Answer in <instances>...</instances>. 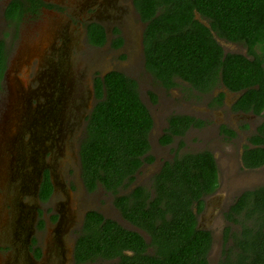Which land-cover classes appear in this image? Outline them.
<instances>
[{"label":"trees","instance_id":"16d2710c","mask_svg":"<svg viewBox=\"0 0 264 264\" xmlns=\"http://www.w3.org/2000/svg\"><path fill=\"white\" fill-rule=\"evenodd\" d=\"M134 4L146 23V67L157 80L171 88L180 78L202 93L224 83L231 90H244L239 99L242 109L264 114V0H134ZM25 5L23 0H12L6 15L21 17ZM217 37L244 45L252 57L226 53ZM88 40L105 45L104 26L88 25ZM123 42L119 36L112 45ZM7 57L2 40L0 88ZM94 94L96 103L80 144L84 184L89 192L102 186L114 193L122 215L149 239L90 210L76 242L77 264L101 259H117L108 264H210L213 233L198 222L206 209V197L220 186L213 152L180 153L185 146L181 140L175 158L164 163L152 188L137 185L120 194L135 182L144 163L153 160L147 155L153 117L138 81L125 72L112 70L98 76ZM150 95L157 101L154 92ZM192 123L202 125L194 117L174 115L162 142H169L170 133L184 135ZM251 142L254 146H246L243 152L244 166H264V122ZM52 192L47 172L41 199L48 200ZM226 218L239 228H226L218 264H264V186L244 191L229 207Z\"/></svg>","mask_w":264,"mask_h":264},{"label":"rangeland","instance_id":"374dc122","mask_svg":"<svg viewBox=\"0 0 264 264\" xmlns=\"http://www.w3.org/2000/svg\"><path fill=\"white\" fill-rule=\"evenodd\" d=\"M49 1L54 5L53 18L57 19L56 23H32L26 18L16 29L6 25L0 2V36L3 33L8 35L6 39L10 60L25 66L28 60L37 55L38 59L31 66L39 69L38 83L23 84V90H19V78L29 82L32 74L19 76L12 72L11 78L7 80L12 86L8 85L12 102L9 103L11 111L5 121L0 114V228L8 236L9 232L14 235L20 231L29 241L37 237L45 252L42 259L37 258L35 252V255L32 253V242L24 241L23 246L16 245L15 252L11 249V257H16L17 254L20 264H47L49 261L55 264L54 255L51 253L53 237L50 241L55 226L50 222L51 210L52 214L61 216L57 226L63 231L62 249L68 248L71 251L85 214L90 209L102 212L126 228H137L115 205L114 193L102 186L89 192L82 177L80 144L86 135L87 117L96 103L93 91L94 75L96 72L104 75L117 69L138 79L141 97L156 117L150 134V153L155 156V162L145 164L135 182L129 188L120 190V194L130 192L138 184L151 188L154 173L161 168L164 161L174 157L178 140L170 145L160 142L171 114L188 113L209 122L204 128L191 129L186 134L185 146L180 153L210 150L216 156L220 186L215 194L207 198V207L200 218V226L213 233L214 243L209 261L210 264H218L223 257L224 232L228 225H233L226 218V212L244 191L264 186V167L249 169L244 167L242 161L248 137L255 132L264 116L232 114L227 108L210 109L206 103L211 95L198 92L193 96V93H189L192 91L189 84L182 81L178 87L166 90L145 67L142 38L145 24L140 19L133 0H127L129 16L123 25L113 24L109 19L113 11H119L125 0H87L86 4L81 0ZM94 1L101 3L104 8L102 17L108 19L104 25L108 38L103 47L91 44L84 25L78 22L84 4H93V10L96 11ZM97 14L102 15L99 8ZM114 25L120 27L125 39L122 48H115L111 44L115 37ZM39 34L40 38H36ZM218 40L226 51L248 54L247 48L242 44L220 37ZM61 58L63 66L57 63ZM60 67L64 71L61 72ZM63 73L66 74V80L61 85L57 78ZM221 89L215 90L213 95ZM6 91L3 89L0 92V102L3 99L1 97H7ZM152 91L159 98L156 104L151 99ZM189 95H192L191 98ZM222 122L236 128L237 135H224L220 130ZM24 150L29 151L34 164L26 162V166L23 163L26 159L22 158L21 151ZM42 166L51 167L56 187L50 204L41 203L36 195L38 185L34 177L36 174L38 176L39 167ZM25 173L30 174L27 176L30 180L25 179ZM39 210H44L46 227L41 234H36ZM139 231L149 239L144 231ZM2 244L6 248L0 251V257H8V240L2 239ZM59 261L63 263L62 255ZM106 263L107 261L102 260L95 264ZM67 264H74L72 252Z\"/></svg>","mask_w":264,"mask_h":264},{"label":"flooded vegetation","instance_id":"af4514ba","mask_svg":"<svg viewBox=\"0 0 264 264\" xmlns=\"http://www.w3.org/2000/svg\"><path fill=\"white\" fill-rule=\"evenodd\" d=\"M12 0H0L1 4H2V12H3V16H4V19H5V22H6V25L8 27L10 26H13L15 29L16 27L18 26V24L23 20V19H26V18H29L31 20L32 23H47V24H51V23H56L57 19H54L53 16H54V12H53V8H54V5L51 4V2L49 0H38V1H35V0H23L25 1V9L26 11L23 13V15L21 17H17V18H11V17H8L6 14H7V8L9 6V4L11 3ZM85 1L87 0H81L82 3H84ZM134 1V0H133ZM127 0H125L121 6V8L119 9V11H113L112 12V16L111 18L109 19V21L111 20V23L113 24H121L123 25L124 22L127 21V18L129 16V5L127 4ZM94 5H95V10H93V4H84V7H83V10L81 11L80 15L78 16V22L79 24L81 25H84V29H85V32H86V35L88 37V25H91V24H95V23H98V24H101V25H105L106 22H107V17H102L104 16L103 15V10L104 8H102V5L100 2L98 1H94L93 2ZM125 3V4H124ZM135 6V4H134ZM30 7V8H29ZM60 8V6H58ZM98 8L100 9V11L102 12V15L99 16L97 14V11H98ZM29 9V10H28ZM135 9L136 11L138 12L136 6H135ZM139 13V12H138ZM47 14V15H45ZM139 16H140V19L142 20V17H141V14L139 13ZM98 17L100 19H98ZM142 22L145 24V29H146V23L142 20ZM115 26V25H114ZM105 28V26H104ZM118 29L120 30V33H115L114 31ZM145 29H144V32H145ZM106 30V28H105ZM113 33L115 35V37L113 38V40L111 41V44L112 42L117 39V37H122V31L120 29L119 26H115L113 27ZM106 34H107V30H106ZM6 36H8L6 33H3V36L1 35L0 36V41H4L5 44H6V48H8V41L6 39ZM36 38H40V34L36 37ZM107 38H108V34H107ZM143 51H144V63H145V67H146V55H145V44H144V33H143ZM124 39V38H123ZM218 39V37H217ZM219 41V40H218ZM220 42V41H219ZM124 43H125V39H124V42L122 45L118 46V47H115V48H122L124 46ZM221 43V42H220ZM94 46H97V45H94ZM105 46V45H103ZM103 46H99V47H103ZM224 51L226 53H238V54H243L245 56H249V57H252L249 53L248 54H244V53H241V52H230V51H226L225 48H224ZM7 54H8V51H7ZM35 59H38L37 55L35 57H33L32 59L28 60L26 65L23 66L21 64H16L14 61L12 62L10 60V57L8 56L7 57V68L5 70V74H4V77L1 81V88H0V92L3 91V89L6 91L7 93V97L3 96L1 98H3L0 102V114L3 118V121H5L7 118V116L9 115V112L11 111L9 109V103L12 102V98L8 92V88L9 87H12L10 86V82L7 83V80L8 78L10 77L11 78V73L12 72H15L17 75L21 76V75H27V74H32L29 78V82H27L28 80L26 79H23V78H19V81L17 82L18 83V87H20L19 90H23V84H29V83H35L37 82L38 83V77H37V74L39 72V69L38 68H34L31 66V63L33 61H35ZM11 61V62H10ZM57 63H59V66H63V60L61 58V60L57 61ZM40 64L37 66L39 67ZM61 68V67H60ZM147 69V67H146ZM113 70H117V69H113ZM60 71H64L62 68L60 69ZM112 71V70H110ZM108 71V72H110ZM121 71V70H119ZM107 72V73H108ZM123 72V71H122ZM107 73H105L104 75H101L100 73L96 72L95 75H94V79H93V88H94V84H95V79L99 76V77H104ZM137 81L138 79L135 78ZM66 80V74L64 75V73L57 78V81L59 84L63 85L64 82ZM159 81V80H158ZM175 81L178 82V85L177 86H174V87H171V88H168L166 87L164 84H162L160 81V83L162 84V86L166 89V90H172L174 89L175 87H178L180 85V81L186 83V84H189L187 83L186 81H183L182 79L180 78H176ZM139 83V81H138ZM9 85V87H8ZM221 85V87H219ZM218 86H216L213 90H211L210 92H206V93H202L200 91H198L197 89L193 88L190 84H189V89L192 90L190 91L189 93L190 94H194L193 96H196V93H200V94H203V95H208L210 94L211 95V98L207 101L206 105L208 106V108L210 109H213V110H218V109H224V108H227V110L229 112H231L232 114H253L255 116H264L263 113L261 114H257L253 111H246L244 109H242L239 105V99L241 98L242 94H243V91L244 90H240V91H235V90H231L227 85H225L224 83L220 84ZM139 87H140V83H139ZM222 88V89H221ZM217 89H221L217 92L216 95H213L214 91L217 90ZM153 92V91H152ZM155 93V92H154ZM156 94V93H155ZM157 96V101H154L152 99V101L156 104L157 102H159V98H158V95ZM192 95H189V97L191 98ZM95 97V95H94ZM95 100H96V97H95ZM144 101V100H143ZM96 102V101H95ZM146 104V103H145ZM147 105V104H146ZM158 105V104H157ZM147 107L149 108V106L147 105ZM150 110V108H149ZM151 112V110H150ZM152 114V117H153V121L154 123H156V117L154 116V114L151 112ZM174 115H188V116H191V117H194L198 120L201 121L202 125H195L194 123H192L186 130H185V134L184 135H179V134H176V133H170L171 134V137H170V140L169 142L167 143H163L162 142V139L165 137L166 135V132L168 130V128H170V123H171V118L174 116ZM264 122L261 121L258 125H257V128L255 130L254 133H251L248 137V144H246V146L248 147H253L254 145L252 144L251 142V138L256 135V134H259V129H260V126L261 124ZM209 124V122L206 120V119H203V118H200V117H197L195 115H192V114H188V113H174V114H171L168 118V124L163 132V134L161 135L160 137V142L163 144V145H170L172 144L175 140H178V147L177 149L175 150V155L172 159L175 158L176 156V152L178 151L179 149V144H180V141L184 140V137L186 136V134L191 130V129H195V128H204L205 126H207ZM153 128H154V125H153ZM153 128L151 130V132L153 131ZM220 130L223 132L224 135H227L228 137H235L237 135V132H236V128H233V127H230L227 122H222L220 123ZM150 132V134H151ZM150 134H149V142H150V146H151V140H150ZM244 146V150H245V147ZM151 149V147H150ZM243 150V152H244ZM204 151V150H202ZM210 151V150H209ZM22 152V158L23 159H26V161H23V163L27 166V163L28 162L30 165L34 164V160L31 158V155L29 154V151L28 150H24V151H21ZM212 152V151H211ZM214 154V153H213ZM147 155L149 156H152L153 157V160L150 161V162H145V164H153L155 162V156L152 155L150 153V150L149 152L147 153ZM215 156V154H214ZM242 156H243V153H242ZM216 158V156H215ZM171 159V160H172ZM171 160H167V161H171ZM217 161V159H216ZM243 161V160H242ZM166 161H164L165 163ZM164 163L162 164L161 168L156 172L154 173L153 175V178H152V185H153V180L155 178V176L161 171ZM218 164V163H217ZM143 165V166H144ZM244 165V163H243ZM143 166L140 168V170L137 172L136 174V178H137V175L140 173L141 169L143 168ZM49 168H46L45 166H42V167H39V170L40 172H38V176L36 174V176L34 177L35 180H36V184L38 185L37 187V197L39 198L40 202L43 203V204H50V202L53 201V198H54V194H55V190H56V187L55 185L53 186V192L50 196V198L46 201L42 200L41 199V196H40V188H41V184L44 180V176L47 172H49V175H50V179H52V169L50 166H48ZM245 167V166H244ZM261 167H264V166H261ZM247 168V167H246ZM260 168V167H258ZM249 169H256V168H249ZM38 170V171H39ZM39 173H40V178H39ZM28 176H30V174L27 173ZM31 179V178H30ZM28 179V180H30ZM52 181V180H51ZM139 185V184H138ZM137 186V185H136ZM134 186V187H136ZM146 187V186H145ZM148 188V187H147ZM152 188V187H151ZM219 189V188H218ZM218 191V190H217ZM216 193V192H215ZM214 193V194H215ZM213 195V194H212ZM212 195H209L206 197V207H207V198L212 196ZM90 210H93V209H90ZM88 210V211H90ZM206 210V209H205ZM204 210V211H205ZM52 211V210H51ZM51 211H49V217H50V222L52 224H55L52 232H53V236H50V241L53 237V240H54V243H53V250H52V254L54 255V259H55V264H61V261H59V257L62 255L63 256V263L62 264H67L69 258H70V253L72 252V257H73V262L74 264H77L76 262V258H75V248H76V242H75V245L73 246V249L72 251L68 248L66 249H62L63 247V242L61 240V233L63 234V231L59 228L60 226H57V224L60 222L61 220V216H59L58 214H55V213H51ZM87 211V212H88ZM98 211V210H97ZM204 211L199 215V225H200V218L202 216V214L204 213ZM86 212V214H87ZM32 213V212H31ZM39 219H38V230L36 231V234H41L44 230V228L46 227V220L43 218L44 217V210H39ZM102 213V212H101ZM86 214H85V217H86ZM103 214V213H102ZM85 217H84V221H85ZM84 221H83V224H84ZM83 224L81 226V229L83 227ZM80 229V231H81ZM134 230H138L139 229H134ZM80 231L78 233V236H77V239L79 237V234H80ZM9 237V238H8ZM60 240H59V238ZM2 239H6L8 240L9 242V247H8V251H10L8 257H0V264H20L19 263V260L17 259V254H16V257H11V253H12V250L15 252L16 250V245L18 246H23V242L25 241L26 243H30L32 242V253L36 254V257L37 258H40L42 259V257L44 256V246L43 244L41 243V241L35 237V238H32V241H29L28 238H26L25 236L22 235V233L20 231H18L16 234L14 235H11V233L9 232V236L8 235H5V232L3 229L0 228V251H2L3 249L6 248V245H3L2 244ZM149 241V240H148ZM34 254V255H35ZM13 262V260H15ZM105 260V259H104ZM98 261H102L101 260H98ZM107 261L106 264L108 263H111V262H115L117 261V259H113V260H105ZM97 262V261H96ZM96 262H93L91 264H95ZM22 264H27V263H24L22 262ZM47 264H51L50 261L47 263Z\"/></svg>","mask_w":264,"mask_h":264},{"label":"water","instance_id":"95a60500","mask_svg":"<svg viewBox=\"0 0 264 264\" xmlns=\"http://www.w3.org/2000/svg\"><path fill=\"white\" fill-rule=\"evenodd\" d=\"M93 91H94V88H93ZM94 95H95V94H94ZM27 176H28L27 173H25V179H26V180H28V179H27ZM51 180H52V184H53V186H54L55 183H54L53 179H51Z\"/></svg>","mask_w":264,"mask_h":264}]
</instances>
